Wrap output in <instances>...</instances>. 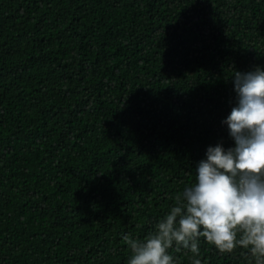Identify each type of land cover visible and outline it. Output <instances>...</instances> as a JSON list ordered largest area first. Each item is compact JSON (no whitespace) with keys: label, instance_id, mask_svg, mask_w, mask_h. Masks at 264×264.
Instances as JSON below:
<instances>
[{"label":"trees","instance_id":"16d2710c","mask_svg":"<svg viewBox=\"0 0 264 264\" xmlns=\"http://www.w3.org/2000/svg\"><path fill=\"white\" fill-rule=\"evenodd\" d=\"M256 67L264 0H0V264H128L123 236L234 147L231 78Z\"/></svg>","mask_w":264,"mask_h":264},{"label":"clouds","instance_id":"9594fccd","mask_svg":"<svg viewBox=\"0 0 264 264\" xmlns=\"http://www.w3.org/2000/svg\"><path fill=\"white\" fill-rule=\"evenodd\" d=\"M235 106L223 122L234 147H209L195 181L173 197L155 230L142 240L123 236L128 264H175V244L202 264L201 238L220 254L242 249L264 264V70L234 72Z\"/></svg>","mask_w":264,"mask_h":264}]
</instances>
